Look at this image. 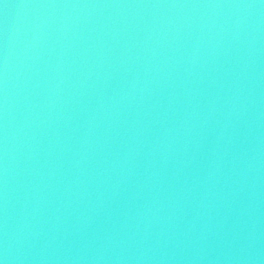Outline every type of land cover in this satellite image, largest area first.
Wrapping results in <instances>:
<instances>
[{
	"label": "water",
	"instance_id": "95a60500",
	"mask_svg": "<svg viewBox=\"0 0 264 264\" xmlns=\"http://www.w3.org/2000/svg\"><path fill=\"white\" fill-rule=\"evenodd\" d=\"M0 264H264V0H0Z\"/></svg>",
	"mask_w": 264,
	"mask_h": 264
}]
</instances>
